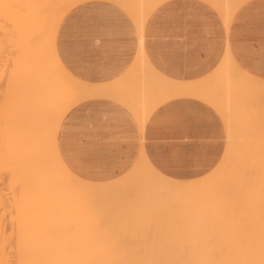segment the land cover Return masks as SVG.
<instances>
[{
  "label": "bare ground",
  "instance_id": "bare-ground-1",
  "mask_svg": "<svg viewBox=\"0 0 264 264\" xmlns=\"http://www.w3.org/2000/svg\"><path fill=\"white\" fill-rule=\"evenodd\" d=\"M85 1L0 0V264H264V136L256 131L264 121V79L229 51L203 79L159 75L143 51V30L167 0H112L134 18L140 54L123 82H83L61 63L57 32ZM206 1L228 26L249 0ZM98 95L122 101L143 127L165 101L198 98L227 125L224 158L196 180L164 175L145 151L116 180L80 178L62 159L58 129L74 106ZM190 198L195 204L185 203ZM182 200L195 209L188 212Z\"/></svg>",
  "mask_w": 264,
  "mask_h": 264
},
{
  "label": "crops",
  "instance_id": "crops-1",
  "mask_svg": "<svg viewBox=\"0 0 264 264\" xmlns=\"http://www.w3.org/2000/svg\"><path fill=\"white\" fill-rule=\"evenodd\" d=\"M57 49L75 78L107 85L130 77L141 51L140 34L134 18L118 3L88 0L61 20ZM143 51L155 71L173 81L205 78L228 51L244 71L264 79V0L245 2L228 26L206 0H167L145 23ZM220 116L198 98L177 96L157 106L143 127L122 101L98 95L66 114L58 129V148L66 166L92 182L122 177L144 151L164 175L196 180L226 153L228 130Z\"/></svg>",
  "mask_w": 264,
  "mask_h": 264
},
{
  "label": "rangeland",
  "instance_id": "rangeland-1",
  "mask_svg": "<svg viewBox=\"0 0 264 264\" xmlns=\"http://www.w3.org/2000/svg\"><path fill=\"white\" fill-rule=\"evenodd\" d=\"M13 28H14V23L13 22H9L8 23V29L9 30H13ZM7 49V51H6V54L12 59V58H14L15 57V51H14V49L12 48V46L10 45V44H8V47L6 48ZM5 88H6V84H5V79H2L1 81H0V94L5 90ZM221 117V116H220ZM221 119H222V121H223V124L225 125V127H226V124H225V122H224V120H223V118L221 117ZM262 119H264V115L262 116ZM260 123H258V128L259 129H256V131L257 130H259L258 132V134H257V136L259 135V134H261V133H263L264 134V125H262V124H264V121H262V123L259 125ZM262 125V126H261ZM254 126V125H253ZM257 125H255L254 127L255 128H257L256 127ZM260 126H261V128H260ZM260 131H261V133H260ZM262 134V136H264ZM261 136V135H260ZM261 151H263V149L261 150ZM262 153V152H261ZM263 154V153H262ZM216 166H218V164L217 165H215V166H212V167H210V168H208V169H206V170H204L202 173H201V176H203V175H206V174H208V173H210V172H212L213 171V169L216 167ZM5 186V188H6V190L8 191V185H7V183L4 185ZM190 199H192V201H190V200H188L187 202H185V203H189V202H193L194 204H195V200L193 201V198H190ZM181 201V200H180ZM183 201L184 200H182V203L181 204H183L186 208H190L191 206L189 205H185L184 203H183ZM192 203V204H193ZM180 204V205H181ZM183 205H181V206H183ZM184 207V208H185ZM193 207H195V206H193ZM191 210H189L188 209V212H191L192 211V209L193 208H190ZM195 209V208H194ZM193 209V210H194ZM125 213H126V211H124ZM173 213V212H172ZM172 213H170V214H168L170 217H171V219H172V217H173V214ZM123 214V213H122ZM172 214V215H171ZM161 215V214H160ZM131 216H132V214H131ZM169 217V218H170ZM170 219V220H171ZM174 219V218H173ZM154 222V224H157V223H159V222H157V223H155V221H153ZM171 222H174V221H172L171 220ZM148 223H151V221H148ZM153 239V238H152Z\"/></svg>",
  "mask_w": 264,
  "mask_h": 264
}]
</instances>
